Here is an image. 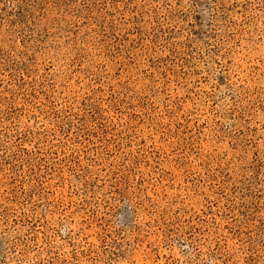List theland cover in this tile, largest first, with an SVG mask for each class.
<instances>
[{"label":"rangeland","instance_id":"obj_1","mask_svg":"<svg viewBox=\"0 0 264 264\" xmlns=\"http://www.w3.org/2000/svg\"><path fill=\"white\" fill-rule=\"evenodd\" d=\"M0 264H264V0H0Z\"/></svg>","mask_w":264,"mask_h":264}]
</instances>
